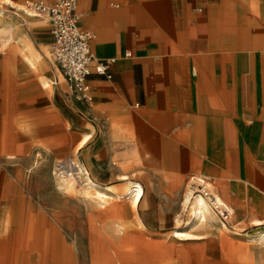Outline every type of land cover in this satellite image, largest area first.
<instances>
[{
    "label": "crops",
    "instance_id": "0c3cea01",
    "mask_svg": "<svg viewBox=\"0 0 264 264\" xmlns=\"http://www.w3.org/2000/svg\"><path fill=\"white\" fill-rule=\"evenodd\" d=\"M25 1L0 0V264H264V0H78L91 100Z\"/></svg>",
    "mask_w": 264,
    "mask_h": 264
},
{
    "label": "built area",
    "instance_id": "2783aa9c",
    "mask_svg": "<svg viewBox=\"0 0 264 264\" xmlns=\"http://www.w3.org/2000/svg\"><path fill=\"white\" fill-rule=\"evenodd\" d=\"M77 2L78 0H55L50 4L45 0H26L20 11L23 14L50 19L53 40L49 49L52 59L59 67L71 93L79 99L91 100L92 95L86 80L91 74L90 67L95 62L90 48L94 35L78 27ZM106 70V65L97 62L96 75L104 76ZM53 173L57 178L62 180L70 178L75 182H79V179L87 174L73 160L56 163ZM189 190L192 194L199 195L224 225L228 223L230 212L226 203L218 200L203 186L191 183Z\"/></svg>",
    "mask_w": 264,
    "mask_h": 264
},
{
    "label": "bare ground",
    "instance_id": "6f19581e",
    "mask_svg": "<svg viewBox=\"0 0 264 264\" xmlns=\"http://www.w3.org/2000/svg\"><path fill=\"white\" fill-rule=\"evenodd\" d=\"M195 199H198L199 201H201V203H198V206L200 207V209L196 210L195 212H192L193 218L202 221V220H204L203 213H205L203 210V207L209 208V206H208V204H205V202L202 200V198L199 195H194V194H192L191 191L185 197V201H190V200L194 201Z\"/></svg>",
    "mask_w": 264,
    "mask_h": 264
},
{
    "label": "rangeland",
    "instance_id": "374dc122",
    "mask_svg": "<svg viewBox=\"0 0 264 264\" xmlns=\"http://www.w3.org/2000/svg\"><path fill=\"white\" fill-rule=\"evenodd\" d=\"M54 176H55V175H54ZM56 180H58V184H57V185L60 186V188L63 187L64 184H66L65 188H66V190H68V191L74 192V190L78 188V185H76V183H75V181H74L73 179L70 180V178H68V179H67V181H68L67 183H64V182H63L64 180H62V179H60V178H57V177H56ZM190 191H191V190L187 191V192H186V193H187L186 195H188ZM218 200H220V199H218ZM220 201H221V200H220ZM192 203H193V201L191 202V204H192ZM205 208L208 209L207 207H205ZM74 209H77V208L74 207ZM198 209H200L199 206L196 207V206L193 205L192 211H196V210H198ZM77 210H78V209H77ZM75 217L77 218L78 216H75V215H74V218H75ZM193 222H194V221H193ZM193 222H192V223H193ZM192 223H191V224H192ZM87 262H88V261H87Z\"/></svg>",
    "mask_w": 264,
    "mask_h": 264
}]
</instances>
